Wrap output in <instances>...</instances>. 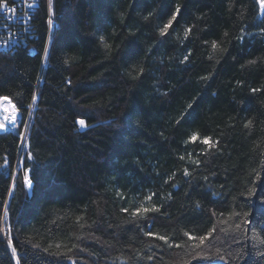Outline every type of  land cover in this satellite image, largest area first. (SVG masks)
<instances>
[{"label": "trees", "instance_id": "16d2710c", "mask_svg": "<svg viewBox=\"0 0 264 264\" xmlns=\"http://www.w3.org/2000/svg\"><path fill=\"white\" fill-rule=\"evenodd\" d=\"M48 2L24 46L0 48V96L18 109L0 133V264H264V9ZM213 229L200 249L184 235Z\"/></svg>", "mask_w": 264, "mask_h": 264}, {"label": "snow or ice", "instance_id": "6c2138e0", "mask_svg": "<svg viewBox=\"0 0 264 264\" xmlns=\"http://www.w3.org/2000/svg\"><path fill=\"white\" fill-rule=\"evenodd\" d=\"M49 2H51V0H49ZM256 3L259 5V7L261 9H264V0H256ZM3 9L6 11V12H11V13H14L16 11L15 8H9L8 5L6 3L3 4ZM180 13V8L179 7H175L174 8V11L173 13L171 14V16L167 19L166 23L163 24V26L161 27L160 29V35L161 36H164L166 34H168V31L169 29L172 27V24L173 22L176 21V18L177 16L179 15ZM48 25L49 26H52L53 25V20L51 18H49L48 20ZM189 31H191V29H189ZM244 37H243V34L241 35L240 39L242 40ZM104 47L105 48H110L111 45L110 44H104ZM218 47V45L214 42L212 44V48L213 50H215L216 48ZM45 55H47V50H45ZM185 60H187V56H185ZM70 83V81H69ZM264 89H259V88H253L251 89L252 92H259V91H262ZM7 101V105L3 107V111L5 113H8L9 112V106L11 107L12 111H11V114H10V118L12 120V123H13V127L16 126V123H17V112H18V109L16 108V105L14 103H12L11 99L9 97H4V96H0V105H3L4 102ZM192 105L189 104L188 105V108H191ZM9 119V116L6 115L4 117V120L7 121ZM76 123L80 126V128L82 130L84 129H87L88 127V124H87V121H86V118H78ZM252 121L249 120L248 121V124L245 125V127H249L251 125ZM6 130V125L5 123H0V131H4ZM197 136L196 135H193L190 137V141L192 143H195L196 140H197ZM211 141V137H205L201 142L204 144V145H209V147H214L215 145L211 144L210 143ZM29 159H32V156H31V153H29ZM181 159H184V157H180ZM21 165H23V161L20 162ZM196 163H199V161H196ZM7 166V161H5V167ZM31 172H32V169L31 168H26L24 170V173H23V184L26 185L28 187L29 190H31L33 188V180L31 178ZM189 173L187 171V169H185L184 171V175L187 176ZM256 179L259 181L260 180V177L259 175L256 176ZM13 180H15V177L13 176ZM12 187L14 188L15 187V183H13ZM252 194H255V189H252L250 190V195ZM148 199H151V196L148 197ZM123 211H127V209H122ZM153 211H159L158 208H153L152 209ZM139 209H137V212L134 213L135 214H138L139 213ZM144 212H148L149 209L145 208L143 209ZM6 214V213H5ZM237 216L240 215L239 212L236 213ZM247 214L245 213V216ZM247 223H250V221H248L247 219L245 220H242L240 223H237L236 224V228L237 229H240L241 228V225L242 224H247ZM151 226H149L150 228ZM215 229H213L212 231L208 232L206 235H200V236H193V235H190L189 233L185 232L184 235L188 237L189 240H194V241H198V243L192 245L193 249H200L202 245H204L205 241L208 240L211 236H212V232H214ZM247 231V230H245ZM148 235H154V233H152L151 231L148 232ZM159 239L161 240H164L165 243H168L167 241V238L166 237H159ZM171 246V245H170ZM176 247H180L179 244H176L175 245ZM15 248H13V252H15ZM193 258L194 259H197V258H203V259H211L213 257H210L208 256L206 253H204L203 251H199V252H194V255H193ZM215 258L217 259H220V260H224L225 257L223 254L217 252L216 253V256ZM19 264V262H18ZM74 264V262H73Z\"/></svg>", "mask_w": 264, "mask_h": 264}, {"label": "built area", "instance_id": "2783aa9c", "mask_svg": "<svg viewBox=\"0 0 264 264\" xmlns=\"http://www.w3.org/2000/svg\"><path fill=\"white\" fill-rule=\"evenodd\" d=\"M35 5L36 0H17L13 6H8L9 8L16 9L14 13L6 12L3 9V5L0 6V48L9 51L13 48H19L21 45L24 46L26 44L28 37H30L29 30L32 28L31 17L35 12ZM50 15L51 14L49 13V18L51 17ZM54 24L55 23L53 21V25ZM51 29L52 27L50 30ZM31 52L32 54H35L36 50L31 49ZM4 103L7 104V101ZM10 109L11 107L9 106V116L12 111V109L11 111ZM8 131L12 133L16 132V126L13 127L12 120L8 125Z\"/></svg>", "mask_w": 264, "mask_h": 264}, {"label": "rangeland", "instance_id": "374dc122", "mask_svg": "<svg viewBox=\"0 0 264 264\" xmlns=\"http://www.w3.org/2000/svg\"><path fill=\"white\" fill-rule=\"evenodd\" d=\"M48 4H49V2H48ZM49 6H50V4H49ZM49 9H51L50 7H49ZM51 12V11H50ZM55 23V22H54ZM52 27V26H51ZM50 27V28H51ZM50 31V30H49ZM48 35H49V33H48ZM45 58V57H44ZM13 103V102H12ZM7 104H3V105H0V107H1V109H0V123H5V125H6V130H4V131H0V133H2V132H10V131H8V125H9V123L11 122V118H10V116H9V113H5L4 111H3V107L4 106H6ZM10 111H11V109H10ZM6 115H8L9 116V119L7 120V121H5L4 120V117L6 116ZM17 120H18V113H17ZM22 137H24V136H22ZM27 187V186H26ZM27 189H28V187H27ZM28 191H31V190H29L28 189Z\"/></svg>", "mask_w": 264, "mask_h": 264}, {"label": "bare ground", "instance_id": "6f19581e", "mask_svg": "<svg viewBox=\"0 0 264 264\" xmlns=\"http://www.w3.org/2000/svg\"><path fill=\"white\" fill-rule=\"evenodd\" d=\"M50 32H51V30H50ZM49 38H50V33H49V35H48L47 43L49 42ZM47 47H48V44H46L45 49H47Z\"/></svg>", "mask_w": 264, "mask_h": 264}, {"label": "water", "instance_id": "95a60500", "mask_svg": "<svg viewBox=\"0 0 264 264\" xmlns=\"http://www.w3.org/2000/svg\"><path fill=\"white\" fill-rule=\"evenodd\" d=\"M24 136V135H23ZM214 264H224V263H222V262H217V263H214Z\"/></svg>", "mask_w": 264, "mask_h": 264}]
</instances>
